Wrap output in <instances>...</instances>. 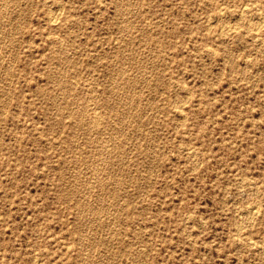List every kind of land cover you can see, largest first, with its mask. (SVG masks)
Here are the masks:
<instances>
[{"label":"rangeland","instance_id":"rangeland-1","mask_svg":"<svg viewBox=\"0 0 264 264\" xmlns=\"http://www.w3.org/2000/svg\"><path fill=\"white\" fill-rule=\"evenodd\" d=\"M263 19L0 0V264H264Z\"/></svg>","mask_w":264,"mask_h":264},{"label":"bare ground","instance_id":"bare-ground-1","mask_svg":"<svg viewBox=\"0 0 264 264\" xmlns=\"http://www.w3.org/2000/svg\"><path fill=\"white\" fill-rule=\"evenodd\" d=\"M5 2V1H4ZM250 3V2H249ZM60 4H62V3H60ZM246 4V3H245ZM57 7H58V5H57ZM221 7V6H220ZM245 7V6H244ZM10 8V7H9ZM246 9V8H245ZM220 10V9H219ZM243 10V9H242ZM60 12V11H59ZM220 12V11H219ZM55 13L56 12H54V13H52L53 15H55ZM220 13H222V12H220ZM57 15V14H56ZM252 15V14H251ZM250 15V16H251ZM4 16V15H3ZM56 16H51V18H50V20H52L53 18H55ZM57 18V17H56ZM241 18V17H240ZM262 18V17H261ZM49 19V18H48ZM209 19H211V18H209ZM49 20V21H50ZM55 20L56 19H54V22H55ZM249 20V19H248ZM264 20V19H263ZM261 22V21H260ZM4 24V23H3ZM209 25V24H208ZM233 26V25H232ZM256 26H257V24H256ZM227 27V26H226ZM248 28V27H247ZM257 28V27H256ZM258 28H259V26H258ZM255 29V28H254ZM256 30V29H255ZM227 31V30H226ZM219 33H220V31H219ZM11 35V34H10ZM48 37V36H47ZM60 40V39H59ZM257 40V39H256ZM207 47V46H206ZM209 49V48H208ZM63 72V71H62ZM122 75V74H121ZM185 85V84H184ZM185 89V88H184ZM187 101V100H186ZM184 103V102H183ZM88 105V104H87ZM86 108V107H85ZM56 109V108H55ZM95 114V113H94ZM182 114V113H181ZM98 118H99V116H98ZM183 119V118H182ZM182 122V121H181ZM94 124H95V122H94ZM137 128V127H136ZM104 146V145H103ZM193 160V159H192ZM201 163V162H200ZM112 172V171H111ZM257 203V202H256ZM108 205V204H107ZM252 206H254V203H253V205ZM252 206L250 207V209H249V211H251V213L250 214H252V210H253V208H252ZM255 206H257V205H255ZM258 207V206H257ZM247 208V207H246ZM254 210H256V209H254ZM244 212H245V210H244ZM248 212V211H247ZM246 212V213H247ZM258 212V211H257ZM250 214H248V215H250ZM254 214V213H253ZM247 215V216H248ZM256 215V214H255ZM251 217V216H250ZM96 218V217H95ZM252 218V217H251ZM203 224V223H202ZM237 228H238V226H237ZM240 229V228H239ZM238 235V234H237ZM79 237V236H78ZM239 237V236H238ZM252 244H253V242H252ZM35 260V259H34ZM37 264V263H36Z\"/></svg>","mask_w":264,"mask_h":264}]
</instances>
